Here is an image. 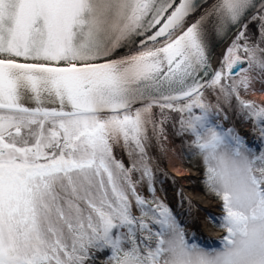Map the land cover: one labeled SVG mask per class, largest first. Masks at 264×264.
<instances>
[{
    "label": "snow or ice",
    "instance_id": "1",
    "mask_svg": "<svg viewBox=\"0 0 264 264\" xmlns=\"http://www.w3.org/2000/svg\"><path fill=\"white\" fill-rule=\"evenodd\" d=\"M253 82L264 0H0V264H264ZM168 127L221 202L219 247L156 195Z\"/></svg>",
    "mask_w": 264,
    "mask_h": 264
},
{
    "label": "rangeland",
    "instance_id": "2",
    "mask_svg": "<svg viewBox=\"0 0 264 264\" xmlns=\"http://www.w3.org/2000/svg\"><path fill=\"white\" fill-rule=\"evenodd\" d=\"M249 28L253 34L256 33L254 25L250 24ZM262 90H264V83L253 82L249 90L241 89V95L246 100H252L258 104L264 103L252 97V93ZM229 115L231 117L229 123H234L240 133L246 136L249 141H252L253 138L249 135L251 124L242 122L231 112ZM167 137V140L162 142L164 145L163 152L155 145L149 149L150 154L155 157V163L161 173L168 174V178H165L162 174L159 176L162 183L157 184L156 195L177 215L186 233L195 234L197 242L200 241L204 245L213 247L225 235L224 231L215 227L214 223L209 219V217H219V214L223 215L221 202L215 195L207 194L201 188L204 178V170L201 169L203 166L202 162L198 158L193 157L195 164H198V166H194L188 159L181 158L178 153L183 147L182 139L174 134V130L171 127L167 129ZM173 149H176V151L174 152ZM169 154H174L181 158L191 168L190 172L183 176H176L169 171L166 168V160ZM117 156L127 162V157L119 151ZM161 188L163 189L162 191Z\"/></svg>",
    "mask_w": 264,
    "mask_h": 264
},
{
    "label": "bare ground",
    "instance_id": "3",
    "mask_svg": "<svg viewBox=\"0 0 264 264\" xmlns=\"http://www.w3.org/2000/svg\"><path fill=\"white\" fill-rule=\"evenodd\" d=\"M229 42L225 43L217 52L214 61L221 60L225 49L227 48ZM252 97L258 101L264 102V90L262 91H255L252 93ZM166 168L171 171L176 176H183L184 174L190 172L191 168L179 157L175 156L174 154H169L166 160Z\"/></svg>",
    "mask_w": 264,
    "mask_h": 264
},
{
    "label": "water",
    "instance_id": "4",
    "mask_svg": "<svg viewBox=\"0 0 264 264\" xmlns=\"http://www.w3.org/2000/svg\"><path fill=\"white\" fill-rule=\"evenodd\" d=\"M235 38V31L229 35L227 38H220L218 37L215 41H214V44H213V47H212V52H211V55H212V66L213 68H216L217 65H218V61H214L215 57H216V52L223 46L225 45V43L229 42L228 45H226L227 47L231 44L232 40ZM29 106H32V105H29Z\"/></svg>",
    "mask_w": 264,
    "mask_h": 264
},
{
    "label": "trees",
    "instance_id": "5",
    "mask_svg": "<svg viewBox=\"0 0 264 264\" xmlns=\"http://www.w3.org/2000/svg\"><path fill=\"white\" fill-rule=\"evenodd\" d=\"M189 161H190V163H191L192 165H194V166H198V164H195V161H194L193 159H192V160L190 159ZM201 169L204 170L203 166L201 167ZM203 172H204V171H203ZM203 180H204V178H203ZM201 188H202V190H203L205 193L210 194V195H214V194H212V193H210V192H208V191L206 190L204 183H203V185L201 186ZM218 216L220 217V216H222V214H219ZM214 226L217 227L215 224H214ZM217 228H219V227H217Z\"/></svg>",
    "mask_w": 264,
    "mask_h": 264
}]
</instances>
